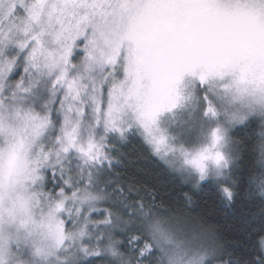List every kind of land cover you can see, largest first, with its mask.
Listing matches in <instances>:
<instances>
[{"label":"snow or ice","instance_id":"1","mask_svg":"<svg viewBox=\"0 0 264 264\" xmlns=\"http://www.w3.org/2000/svg\"><path fill=\"white\" fill-rule=\"evenodd\" d=\"M191 10L264 0H0V264H264V64L140 70L138 26ZM192 106L214 127L189 149L164 124Z\"/></svg>","mask_w":264,"mask_h":264},{"label":"trees","instance_id":"2","mask_svg":"<svg viewBox=\"0 0 264 264\" xmlns=\"http://www.w3.org/2000/svg\"><path fill=\"white\" fill-rule=\"evenodd\" d=\"M232 18L194 10L179 31L169 30L158 21L145 20L134 34L141 57L140 69L152 82H159L161 76L194 63L195 58H198V64L201 58H205V52L228 54V59L232 53L240 54L246 49L260 52L258 55L264 53L261 42L264 40V24L250 14ZM255 132L259 136L260 129L256 128ZM131 154L139 158L138 165L151 185L161 192L172 188V176L164 161L140 145ZM107 203L103 201L96 207L101 208Z\"/></svg>","mask_w":264,"mask_h":264},{"label":"rangeland","instance_id":"3","mask_svg":"<svg viewBox=\"0 0 264 264\" xmlns=\"http://www.w3.org/2000/svg\"><path fill=\"white\" fill-rule=\"evenodd\" d=\"M192 11L194 10H191V12ZM232 17L234 16H228L227 18L233 19ZM255 19L260 20L262 22L261 24H264V18H258L255 16ZM261 42H262V46H264V40H262ZM205 53H206L205 58L204 59L201 58L198 64L211 63L215 58H217L216 54H219L223 59L228 60L230 62H235L237 64L240 63L246 64L250 70L260 64H264V53L258 55L260 52L259 53L251 52V50L249 49H246L244 52L240 54H238V52L232 53L231 58L229 59H228V54L224 55L216 51H212L208 53L205 52ZM197 59L198 58L194 59L193 64H197L198 62ZM179 69L175 68V70H171L167 75L164 74L165 76L163 77L161 76L159 82L166 81L169 77L173 76ZM96 71L99 72L100 69L97 68ZM141 72L144 75L142 70ZM120 75L123 76V73L121 72ZM187 87L191 88L192 85L189 83ZM164 127L167 133L170 136L174 137L176 141L183 144L185 147L191 149L194 147H198L207 141L209 133L211 129L214 127V125L211 122L201 120L199 118V107L192 106L180 110L175 117L165 122Z\"/></svg>","mask_w":264,"mask_h":264}]
</instances>
